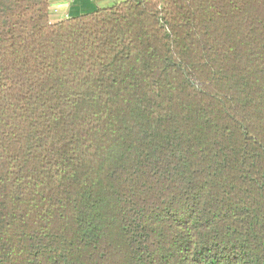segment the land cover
<instances>
[{"label": "trees", "instance_id": "1", "mask_svg": "<svg viewBox=\"0 0 264 264\" xmlns=\"http://www.w3.org/2000/svg\"><path fill=\"white\" fill-rule=\"evenodd\" d=\"M0 264H264V0H0Z\"/></svg>", "mask_w": 264, "mask_h": 264}, {"label": "crops", "instance_id": "2", "mask_svg": "<svg viewBox=\"0 0 264 264\" xmlns=\"http://www.w3.org/2000/svg\"><path fill=\"white\" fill-rule=\"evenodd\" d=\"M125 0H49L51 22L90 14L98 9H106Z\"/></svg>", "mask_w": 264, "mask_h": 264}]
</instances>
